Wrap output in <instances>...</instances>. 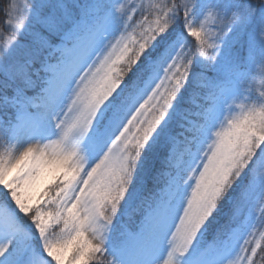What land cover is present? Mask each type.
Listing matches in <instances>:
<instances>
[{
    "label": "snow or ice",
    "instance_id": "snow-or-ice-1",
    "mask_svg": "<svg viewBox=\"0 0 264 264\" xmlns=\"http://www.w3.org/2000/svg\"><path fill=\"white\" fill-rule=\"evenodd\" d=\"M0 11V264H264V0Z\"/></svg>",
    "mask_w": 264,
    "mask_h": 264
},
{
    "label": "trees",
    "instance_id": "trees-1",
    "mask_svg": "<svg viewBox=\"0 0 264 264\" xmlns=\"http://www.w3.org/2000/svg\"><path fill=\"white\" fill-rule=\"evenodd\" d=\"M9 3V0H0V8H4ZM0 29H4L5 32L7 31L6 25H5V14L3 11H0ZM254 89L258 88L259 86L254 83L253 85ZM253 95H256V92L254 91Z\"/></svg>",
    "mask_w": 264,
    "mask_h": 264
}]
</instances>
